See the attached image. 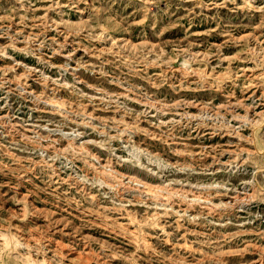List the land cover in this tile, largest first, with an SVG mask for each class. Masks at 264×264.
Returning a JSON list of instances; mask_svg holds the SVG:
<instances>
[{
	"label": "rangeland",
	"instance_id": "rangeland-1",
	"mask_svg": "<svg viewBox=\"0 0 264 264\" xmlns=\"http://www.w3.org/2000/svg\"><path fill=\"white\" fill-rule=\"evenodd\" d=\"M0 264H264V0H0Z\"/></svg>",
	"mask_w": 264,
	"mask_h": 264
},
{
	"label": "built area",
	"instance_id": "built-area-1",
	"mask_svg": "<svg viewBox=\"0 0 264 264\" xmlns=\"http://www.w3.org/2000/svg\"><path fill=\"white\" fill-rule=\"evenodd\" d=\"M149 13H150V14H155L156 11H155V10H154V11H149Z\"/></svg>",
	"mask_w": 264,
	"mask_h": 264
}]
</instances>
